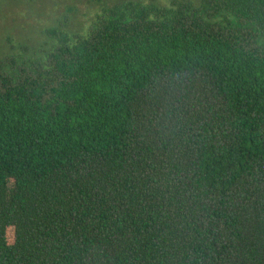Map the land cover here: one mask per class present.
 Instances as JSON below:
<instances>
[{
	"label": "trees",
	"instance_id": "trees-1",
	"mask_svg": "<svg viewBox=\"0 0 264 264\" xmlns=\"http://www.w3.org/2000/svg\"><path fill=\"white\" fill-rule=\"evenodd\" d=\"M64 26L0 57V264H264V0Z\"/></svg>",
	"mask_w": 264,
	"mask_h": 264
},
{
	"label": "rangeland",
	"instance_id": "rangeland-1",
	"mask_svg": "<svg viewBox=\"0 0 264 264\" xmlns=\"http://www.w3.org/2000/svg\"><path fill=\"white\" fill-rule=\"evenodd\" d=\"M126 1L167 6L170 0H102L101 3L92 0H0V57L43 59L54 44L47 37V30L59 29L64 23L63 32L69 37L85 34L103 9ZM188 1L195 5L199 3V0ZM21 45L30 48L29 54L21 53Z\"/></svg>",
	"mask_w": 264,
	"mask_h": 264
}]
</instances>
